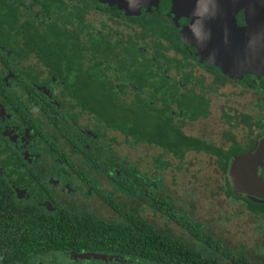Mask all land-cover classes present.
<instances>
[{
    "label": "flooded vegetation",
    "instance_id": "1",
    "mask_svg": "<svg viewBox=\"0 0 264 264\" xmlns=\"http://www.w3.org/2000/svg\"><path fill=\"white\" fill-rule=\"evenodd\" d=\"M105 9L100 0H0V264H144L129 239L141 227L133 218L201 249L167 219L170 210L152 209L148 187L175 213L186 210L205 232L246 254L244 243L198 222L194 194L171 190L175 178L169 184L163 175L203 156L218 163L222 185L228 181L233 193L232 162L264 140V89L194 62L177 32L174 49L159 37L164 19ZM227 86L241 91L231 102ZM246 93L254 95L256 115L238 110L236 97ZM205 146L225 158L193 149ZM146 163L151 172L140 170ZM134 174L141 191L122 192L118 182L131 183ZM221 196L243 207L239 215L264 223L243 201ZM227 214L218 222L228 224ZM59 218L62 227L54 224ZM74 218L83 219L82 230ZM112 229L129 233L116 238ZM57 230L78 234L54 242ZM248 252L253 264L264 258L257 247Z\"/></svg>",
    "mask_w": 264,
    "mask_h": 264
},
{
    "label": "water",
    "instance_id": "2",
    "mask_svg": "<svg viewBox=\"0 0 264 264\" xmlns=\"http://www.w3.org/2000/svg\"><path fill=\"white\" fill-rule=\"evenodd\" d=\"M108 9L126 17L160 14L175 27L189 54L214 74L264 89V51L255 45L246 47L247 34L264 27V0H220L218 15L207 21L209 38L202 46L186 43L190 39L187 25L193 0H144L136 11L129 12L123 0H100ZM215 59L210 62L209 54ZM264 165V140L253 152L237 157L229 175L235 195H246L253 202L264 203V182L259 176Z\"/></svg>",
    "mask_w": 264,
    "mask_h": 264
},
{
    "label": "trees",
    "instance_id": "3",
    "mask_svg": "<svg viewBox=\"0 0 264 264\" xmlns=\"http://www.w3.org/2000/svg\"><path fill=\"white\" fill-rule=\"evenodd\" d=\"M105 10L115 13V11H113L112 9L106 8ZM152 16L160 17V19H164L166 21V27H164L165 34L159 37L170 42L173 45L174 49V42L175 39H177L176 45L179 47L180 41L178 40V36L176 35V27L166 17L161 16L160 14H153ZM183 53L186 54L185 56H189L194 62L197 63V61L189 54L187 50H184ZM200 143L201 142H198V147ZM193 149H195L197 152L203 151V153L206 155H213L221 159L225 158L224 153H222L220 149L211 148L208 146H205V148ZM243 154H246V152ZM118 188L124 193H131L132 195H136L141 191L142 188L141 179L136 177V175L134 174L131 183L119 181ZM148 188L150 193L149 201L152 202V209L155 211L162 207L166 208V210H170L166 216L167 219L179 225L182 230L187 233L188 236L191 235L195 239H197V241L202 244V248L196 249L191 245L185 244L181 241L179 242V240L176 241V238L169 235L168 232L157 228L155 229L153 228V226L147 225L143 221L133 218L132 224L141 227H139L138 229H134L129 239L133 242L132 245L134 248V255L139 256L141 259H143L144 264H253L251 263L252 261L249 258L250 254L248 251L245 254L242 251L234 250L235 248H228L220 240L216 239L210 233V230L207 229L208 231L205 232L206 230L203 225L199 223H194L191 217H189V214L186 212V210L181 209V212L178 215L172 210V208H169L167 206L168 202L161 201L158 197L156 198L154 195L151 194V187ZM219 192L224 193V195L228 198H234L235 200L243 201L247 212L255 215H264V204L252 202L244 197L234 196L228 181H224V185L221 186ZM118 208L121 209L120 207H116L115 209ZM74 219H76V230H82L84 228L85 223L83 219ZM54 224L55 226L62 227L63 221L61 218H59L56 219ZM73 224L75 223L73 222ZM102 230L106 231L107 233V228H103ZM77 231L58 232L57 230L52 234L51 240L54 242H62L63 235L68 234L69 238H73L71 234H78ZM128 233L129 231H124V234L122 235L121 230L112 229L110 230L109 235L112 237H121L122 239H125V236ZM208 250H210L211 252L213 250L214 252L219 253V257H215L213 253H207ZM167 252H169V254ZM258 262L261 263L257 264H264V258L263 260Z\"/></svg>",
    "mask_w": 264,
    "mask_h": 264
},
{
    "label": "rangeland",
    "instance_id": "4",
    "mask_svg": "<svg viewBox=\"0 0 264 264\" xmlns=\"http://www.w3.org/2000/svg\"><path fill=\"white\" fill-rule=\"evenodd\" d=\"M202 74V71H198ZM228 87V86H227ZM225 98H229V102L240 93L239 89H234L232 86L225 89ZM231 99V100H230ZM255 100L252 93H246L242 97H236L238 110L250 115H256L249 104ZM239 136V135H238ZM129 158L136 160L138 155L128 154ZM148 160L146 159L145 162ZM147 164V163H146ZM140 167L141 171H150L151 168ZM175 166V165H174ZM149 175L150 173L147 172ZM165 182L170 184L171 179L175 178V186L170 185L171 190L181 194L184 191L194 194L195 198L192 202L195 204L191 211L193 217L198 222H204L213 227L215 232L224 240L232 244L239 245L244 243L248 251H254L258 248L259 253L264 256V223L254 222L247 214L239 215L243 207L239 204H233L230 201L220 197L219 189L223 184L222 175L218 163L214 159L204 158L203 156H189L180 170L172 169L171 172L165 173ZM261 177H264L261 172ZM184 199L181 200L183 203ZM191 201V200H190ZM229 211L224 218L229 219L228 224L218 222L220 215H224Z\"/></svg>",
    "mask_w": 264,
    "mask_h": 264
},
{
    "label": "clouds",
    "instance_id": "5",
    "mask_svg": "<svg viewBox=\"0 0 264 264\" xmlns=\"http://www.w3.org/2000/svg\"><path fill=\"white\" fill-rule=\"evenodd\" d=\"M129 12L136 11L144 3V0H123ZM220 0H193V8L190 13V23L187 25L190 39L186 43H194L202 46L209 38L210 30L207 28V21L214 19L218 13ZM255 45V49L264 51V27H260L247 34L246 47ZM209 61H214L213 54H209Z\"/></svg>",
    "mask_w": 264,
    "mask_h": 264
}]
</instances>
